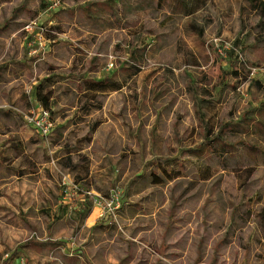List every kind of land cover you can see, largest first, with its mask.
<instances>
[{
	"label": "rangeland",
	"instance_id": "1",
	"mask_svg": "<svg viewBox=\"0 0 264 264\" xmlns=\"http://www.w3.org/2000/svg\"><path fill=\"white\" fill-rule=\"evenodd\" d=\"M157 1L0 0L12 51L0 60L18 54L23 36L70 33L73 48L49 64L71 88L107 67L124 84L103 98L92 133L85 119L52 114L51 135L40 137L27 123L32 108L1 106L19 119L7 125H29L25 146L43 152L23 187L16 165L0 169V264H264L261 20L249 0H212L191 16ZM63 103L64 116L76 112L75 98ZM21 139L0 136V167ZM56 142L74 147L75 162L85 149L86 179L57 160Z\"/></svg>",
	"mask_w": 264,
	"mask_h": 264
},
{
	"label": "crops",
	"instance_id": "2",
	"mask_svg": "<svg viewBox=\"0 0 264 264\" xmlns=\"http://www.w3.org/2000/svg\"><path fill=\"white\" fill-rule=\"evenodd\" d=\"M210 1L212 0H207L205 2L202 0H158L157 2L160 6H163L167 3L175 11H182L185 16H191L204 8ZM249 1L253 5V8L256 10L261 20L260 27L264 29V0H258V3L256 4H253L252 1L254 0ZM84 37L86 36H81L78 41H87V38L83 40ZM72 39L73 36L70 33H63L58 36L47 37V39L41 34L29 35L27 37L23 36L22 39H20L22 43L20 44L21 48H19L21 50L19 51L18 49V54H13V56H9L10 58L8 57L5 58V60H0V108L3 105L10 104L19 108L20 111H26L30 108H32L33 111H39V109L43 107L37 98V93L40 92L43 95H47L49 97V109L52 111V114L55 117L60 116V118L63 119L62 121H66L67 123H75L78 122V119L80 121L85 119L84 122H87L89 125V132H94V130L98 128L99 122L93 123L90 118L95 113L101 112L103 110L105 106L103 98L121 91L124 88V84L113 76H109V71L113 68L107 67L108 74L105 77L96 76V78H94L84 76V79L78 82L81 84L80 86H83L84 91L81 90V92L79 89L71 88L72 84L69 83L71 76L67 73L66 76L60 74V70H56L53 65L49 63L53 62V58L56 57V53L61 54V52H67L73 48ZM8 40H10V38H7V36H0V52H3V55H5L4 57H7L8 53L12 52L11 50H8ZM41 52L44 53V56H40ZM44 63L48 64H45L43 69L42 66ZM68 67L73 69L71 62L69 66H66L65 69H68ZM70 73L72 74L73 70H70ZM255 82L256 84L259 83L258 80H255ZM257 86L260 88L259 84ZM69 97L71 99L75 98L76 103L74 104V110L76 112H74L73 115L68 114L67 116H64L62 114L63 111L61 108H58V106H63V101ZM79 102L81 106H79ZM78 107H80L81 112L77 111ZM258 109H264V101L262 106ZM13 117L17 118L15 112L4 111L0 109V136L11 137V135L16 133L17 136L22 137L23 140L21 139L20 142L23 144L21 143L17 144L16 146L5 147V150L13 151L16 155L14 157H10L6 161H3L4 163H1L0 169L4 170L5 168L8 169V167L9 169H13V165H16L14 173L11 174L14 175L12 177H15L17 180H19V182H21V187H23L27 184V178L32 177L31 180L36 181L35 178L40 174V169L38 166L42 157L37 156L35 153L43 152V150L41 151V148H39L38 145L30 148L25 146L26 143L24 140L26 142L33 141L34 134L28 129L29 125H27L25 121V125L23 121L19 123V126L21 125L22 127H19L18 129H13L11 124L7 125L5 120H7L9 123V120ZM18 121L19 119L17 118L16 123ZM78 125L79 124L77 123L76 125L72 124L73 127ZM61 129L63 130L64 128L56 127L53 135H58V138H62ZM88 137H91L90 134ZM52 146L54 149H57V152L64 153V158L58 157L57 160L60 159L59 161H61L63 165L71 170L76 171L80 168L82 171L78 170L79 172L77 171L76 176L78 178L80 176L86 179L89 173V168H87L88 165L80 167V165L77 164L81 163V161L84 163L88 162L87 155L84 153V148H77L79 162H75V160L72 159L73 153H70L73 151L74 147L66 145V143L59 142H56L55 145ZM0 148L3 147L0 145ZM258 149H260L261 152H264V150L261 148ZM52 151L54 152L55 150ZM83 154H85L86 157ZM4 157L6 156H3L2 158L4 159ZM53 165L54 163L52 166ZM84 170L86 171L84 172ZM2 180L3 179H1V181ZM36 185L37 183H29V187H33L35 190ZM23 191H25V189ZM2 196H4V194H2ZM95 215L96 214L93 213V217H95Z\"/></svg>",
	"mask_w": 264,
	"mask_h": 264
},
{
	"label": "built area",
	"instance_id": "3",
	"mask_svg": "<svg viewBox=\"0 0 264 264\" xmlns=\"http://www.w3.org/2000/svg\"><path fill=\"white\" fill-rule=\"evenodd\" d=\"M33 25L27 26V29H31ZM27 123L31 125L37 133L47 138L51 135L54 127L55 122L53 120L52 112L45 108H40L39 111H33V113L27 116ZM118 194H113L111 200H108L104 205V209H111L113 204L119 200Z\"/></svg>",
	"mask_w": 264,
	"mask_h": 264
},
{
	"label": "trees",
	"instance_id": "4",
	"mask_svg": "<svg viewBox=\"0 0 264 264\" xmlns=\"http://www.w3.org/2000/svg\"><path fill=\"white\" fill-rule=\"evenodd\" d=\"M159 1H161V0H159ZM202 1L205 2L207 0H202ZM37 98H38L39 102L43 105V108L50 110L49 109V106H50L49 97L47 95H43L42 93L39 92V93H37Z\"/></svg>",
	"mask_w": 264,
	"mask_h": 264
}]
</instances>
